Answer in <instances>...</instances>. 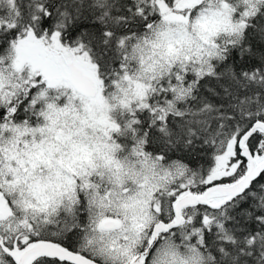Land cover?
Instances as JSON below:
<instances>
[{
    "label": "snow or ice",
    "instance_id": "snow-or-ice-1",
    "mask_svg": "<svg viewBox=\"0 0 264 264\" xmlns=\"http://www.w3.org/2000/svg\"><path fill=\"white\" fill-rule=\"evenodd\" d=\"M0 264H264V0H0Z\"/></svg>",
    "mask_w": 264,
    "mask_h": 264
}]
</instances>
